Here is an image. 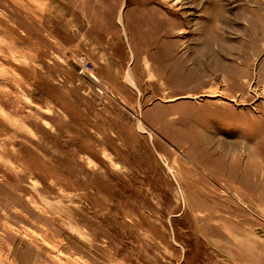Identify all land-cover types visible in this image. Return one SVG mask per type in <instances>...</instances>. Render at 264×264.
Masks as SVG:
<instances>
[{"label":"rangeland","instance_id":"rangeland-1","mask_svg":"<svg viewBox=\"0 0 264 264\" xmlns=\"http://www.w3.org/2000/svg\"><path fill=\"white\" fill-rule=\"evenodd\" d=\"M0 264H264V0H0Z\"/></svg>","mask_w":264,"mask_h":264}]
</instances>
